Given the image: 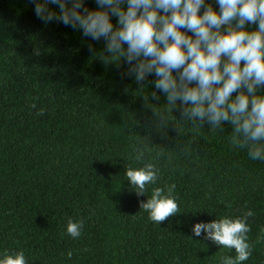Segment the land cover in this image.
I'll return each mask as SVG.
<instances>
[{
	"label": "trees",
	"instance_id": "obj_1",
	"mask_svg": "<svg viewBox=\"0 0 264 264\" xmlns=\"http://www.w3.org/2000/svg\"><path fill=\"white\" fill-rule=\"evenodd\" d=\"M34 7L0 0V259L23 251L26 264H221L235 250L195 236L193 226L252 210V254L240 264H264V160L231 143L229 122L222 131L199 127L180 101L168 109L154 75L138 84L123 59L105 63L103 38L45 23ZM165 110L166 124L158 115ZM147 163L157 179L137 195L125 171ZM171 184L180 212L156 224L140 204ZM69 220L83 221L79 238L67 234Z\"/></svg>",
	"mask_w": 264,
	"mask_h": 264
},
{
	"label": "clouds",
	"instance_id": "obj_2",
	"mask_svg": "<svg viewBox=\"0 0 264 264\" xmlns=\"http://www.w3.org/2000/svg\"><path fill=\"white\" fill-rule=\"evenodd\" d=\"M32 2L35 15L45 23H62L94 41L103 38L109 55L101 54V59L105 63L123 59L129 65L126 74L134 75L138 84L149 75L157 77L154 87L166 95L168 109L180 101L182 116L194 124L199 121V127L207 121L222 131V123L229 122L231 143L247 148L252 160H264V145L258 143L264 141V95L257 94L264 86V0H215L219 12L206 0H126V9L121 7L125 0H96L94 10L84 0ZM49 4L56 5L59 12ZM110 15L117 18L115 28ZM246 24L258 27L249 31ZM233 93H237L234 98ZM150 95L159 100L155 91ZM158 115L163 123L168 122L166 110ZM143 156L137 150L136 160ZM157 172L154 164L147 163L139 169L127 168L125 177L137 195H145ZM175 188V184L168 185L167 195L164 189L154 188L140 209L156 224L179 213ZM253 215L248 210L243 218L196 223L192 232L195 236L203 232L205 239L235 250V258L224 256L221 264H240L252 254L246 221ZM82 227L83 221L69 220L66 232L79 238ZM72 255L69 251L67 258ZM0 264H26L24 252H5Z\"/></svg>",
	"mask_w": 264,
	"mask_h": 264
}]
</instances>
